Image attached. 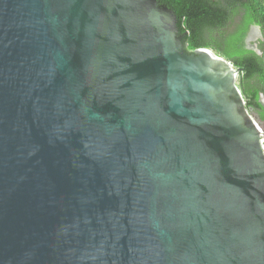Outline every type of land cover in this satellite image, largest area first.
Returning a JSON list of instances; mask_svg holds the SVG:
<instances>
[{
    "label": "water",
    "instance_id": "95a60500",
    "mask_svg": "<svg viewBox=\"0 0 264 264\" xmlns=\"http://www.w3.org/2000/svg\"><path fill=\"white\" fill-rule=\"evenodd\" d=\"M177 21L0 0V264H264V126Z\"/></svg>",
    "mask_w": 264,
    "mask_h": 264
},
{
    "label": "trees",
    "instance_id": "16d2710c",
    "mask_svg": "<svg viewBox=\"0 0 264 264\" xmlns=\"http://www.w3.org/2000/svg\"><path fill=\"white\" fill-rule=\"evenodd\" d=\"M177 14L187 51L209 47L240 69L237 82L248 107L264 126V5L261 0H158ZM251 25L261 36L256 48L245 38ZM258 50L260 52H258Z\"/></svg>",
    "mask_w": 264,
    "mask_h": 264
},
{
    "label": "rangeland",
    "instance_id": "374dc122",
    "mask_svg": "<svg viewBox=\"0 0 264 264\" xmlns=\"http://www.w3.org/2000/svg\"><path fill=\"white\" fill-rule=\"evenodd\" d=\"M263 5H264V0H261ZM261 36V32L258 26L254 27L252 29V33H251V38L248 40V46L252 47V46H256V40ZM239 74V73H238ZM238 78V75H237Z\"/></svg>",
    "mask_w": 264,
    "mask_h": 264
},
{
    "label": "flooded vegetation",
    "instance_id": "af4514ba",
    "mask_svg": "<svg viewBox=\"0 0 264 264\" xmlns=\"http://www.w3.org/2000/svg\"><path fill=\"white\" fill-rule=\"evenodd\" d=\"M252 26L253 25L250 26V28H249V30L247 32L246 38H245V40H246L247 43H248V40L251 38L252 29L254 28Z\"/></svg>",
    "mask_w": 264,
    "mask_h": 264
},
{
    "label": "built area",
    "instance_id": "2783aa9c",
    "mask_svg": "<svg viewBox=\"0 0 264 264\" xmlns=\"http://www.w3.org/2000/svg\"><path fill=\"white\" fill-rule=\"evenodd\" d=\"M261 145L264 153V131L261 129Z\"/></svg>",
    "mask_w": 264,
    "mask_h": 264
}]
</instances>
